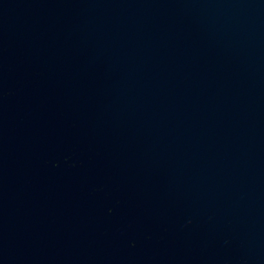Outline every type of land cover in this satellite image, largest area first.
Listing matches in <instances>:
<instances>
[{
  "label": "water",
  "instance_id": "1",
  "mask_svg": "<svg viewBox=\"0 0 264 264\" xmlns=\"http://www.w3.org/2000/svg\"><path fill=\"white\" fill-rule=\"evenodd\" d=\"M0 264H264V0H0Z\"/></svg>",
  "mask_w": 264,
  "mask_h": 264
}]
</instances>
